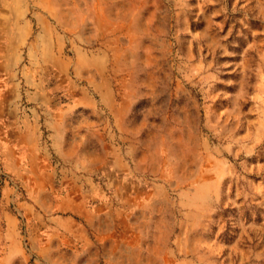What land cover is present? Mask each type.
Here are the masks:
<instances>
[{"label":"rangeland","instance_id":"374dc122","mask_svg":"<svg viewBox=\"0 0 264 264\" xmlns=\"http://www.w3.org/2000/svg\"><path fill=\"white\" fill-rule=\"evenodd\" d=\"M11 74L20 113L41 81L76 141L58 196L99 216L44 256L0 158L21 241L0 264H264V0H5L0 97Z\"/></svg>","mask_w":264,"mask_h":264},{"label":"crops","instance_id":"0c3cea01","mask_svg":"<svg viewBox=\"0 0 264 264\" xmlns=\"http://www.w3.org/2000/svg\"><path fill=\"white\" fill-rule=\"evenodd\" d=\"M3 2L5 0H0V5ZM12 53H6L8 58L2 66L13 68L21 62L20 54ZM32 83L35 87L28 98L43 110L39 113L34 108L30 113H20V83L13 74L6 77L7 86L0 97V158L6 170L19 179L27 190L30 200L23 204V208L31 219L32 238L44 229L45 223L50 229V247L41 248L44 256H47L54 249V244L59 243V240H54V229L55 234L61 233L70 239L79 238L78 235L82 233L79 219L94 224V218L99 213L82 205L77 197L78 189L72 185L64 195L58 196L57 174L51 155L55 154L65 162L70 157V141L71 144L76 141L69 139L64 119L63 124L59 122L62 114L54 113V99L47 88L42 86L41 81ZM44 134L49 140L48 145L43 144ZM10 193L11 190L5 187L0 205V228H3L0 241L6 240L19 250V219L9 211Z\"/></svg>","mask_w":264,"mask_h":264},{"label":"built area","instance_id":"2783aa9c","mask_svg":"<svg viewBox=\"0 0 264 264\" xmlns=\"http://www.w3.org/2000/svg\"><path fill=\"white\" fill-rule=\"evenodd\" d=\"M5 183H10L13 186H16L12 178L5 174V172L0 168V195H1V186Z\"/></svg>","mask_w":264,"mask_h":264}]
</instances>
